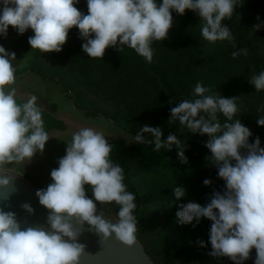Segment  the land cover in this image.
<instances>
[{
  "label": "clouds",
  "instance_id": "clouds-1",
  "mask_svg": "<svg viewBox=\"0 0 264 264\" xmlns=\"http://www.w3.org/2000/svg\"><path fill=\"white\" fill-rule=\"evenodd\" d=\"M78 3L79 0H0V37L7 38L9 26L18 35L31 29V49L59 53L69 31L76 28L84 41L82 51L90 58L102 59L109 47L119 53L127 47L151 63V44L168 38L173 27L172 13L183 16L190 10L198 15L206 41L234 39L222 21L231 19L237 0H86L87 14L75 6ZM262 26L264 22L253 25V29L258 31ZM240 53L246 55L247 49L232 55L235 58ZM13 60L16 53L0 45V172L8 164L30 161L38 150L43 151L49 139L37 96L29 94L26 102L19 103L15 87L5 90L16 82ZM249 83L257 92L264 91V71L253 75ZM209 92L197 83L194 99L172 107L168 123L179 121L190 132L209 137L204 146L211 155L206 159L216 166L226 190L223 194L215 192L205 206L195 202L182 205L176 215L181 223L200 217L212 222L209 255L242 264L254 248V264H264V148L260 147L259 137L249 143L250 129L240 119L233 120L239 110L237 97ZM260 111L264 112V106ZM218 113L226 118L223 125ZM256 123L264 127V116ZM144 134L154 139L146 140ZM162 135L160 127L144 125L134 141L154 144L156 152L170 150L173 145L182 148L176 135L169 134L166 140L161 139ZM242 149L247 154H242ZM111 150L104 135L92 128H81L72 134L58 168L51 170L53 182L36 193L40 204L51 210V231L21 230L13 213L0 210V264H79L84 248L76 243L79 230L73 222L81 226L86 222L102 241L114 234L120 242H134L136 198L127 190L122 167L110 160ZM178 156L187 162L182 150ZM8 183V179H0V185ZM209 183L204 180L205 185ZM85 185L91 187V198L86 195ZM173 194L180 200L185 189L175 187ZM96 202H115L119 206L117 219L113 222L112 218L97 215Z\"/></svg>",
  "mask_w": 264,
  "mask_h": 264
},
{
  "label": "trees",
  "instance_id": "trees-1",
  "mask_svg": "<svg viewBox=\"0 0 264 264\" xmlns=\"http://www.w3.org/2000/svg\"><path fill=\"white\" fill-rule=\"evenodd\" d=\"M75 6L87 14L86 0H79ZM172 15L173 27L168 38L151 44V63L127 47L123 53L109 47L102 59L90 58L82 51L84 41L78 30L72 28L59 53L35 51L26 71L61 86L74 106L88 117L111 119L134 137L144 125L160 127L162 140L169 134L176 135L182 148L173 145L170 150L162 148L159 152L153 151L154 144L137 143L134 139L107 140L112 145L110 160L121 166L124 173L156 169V181L145 183L146 196L154 202L146 203L147 212L143 210L145 215L149 213L147 219L137 218L135 235L157 264H234L228 257L209 255L212 250L209 219L200 217L190 223H181L176 215L182 205L195 202L205 206L215 192L223 194L226 189L216 166L206 159L211 155L204 146L209 137L190 132L179 121L172 124L168 121L170 109L185 99H194L195 85L200 83L210 90L207 94L237 97L239 110L233 120L240 119L250 129L249 143L259 137L260 147L264 148V127L256 123L264 116L260 111L264 106V91L257 92L249 83L253 75L264 71V26L258 31L253 29V25L264 22V0H237L231 19L222 21L231 30L232 41H206L201 35L198 15L190 10L183 16L175 12ZM31 35V29L18 35L9 26L7 38L0 37V45L16 53L13 67L20 64L22 56L31 48L28 44ZM241 49H247V54L240 53L234 58L232 53H239ZM17 99L19 103L26 102L22 96ZM37 104L43 110L47 132L67 127L65 120L55 114L57 102H52V110L42 103ZM124 114L127 124L120 119ZM217 118L222 125L226 121L222 114L218 113ZM144 138L154 139L150 134H144ZM181 150L186 163L178 156ZM241 151L247 154L246 149ZM24 176L40 185L30 173L24 172ZM206 179L210 181L208 185L204 184ZM175 187L185 189L180 200L173 194ZM255 258L253 248L242 264H254Z\"/></svg>",
  "mask_w": 264,
  "mask_h": 264
},
{
  "label": "rangeland",
  "instance_id": "rangeland-1",
  "mask_svg": "<svg viewBox=\"0 0 264 264\" xmlns=\"http://www.w3.org/2000/svg\"><path fill=\"white\" fill-rule=\"evenodd\" d=\"M35 51L37 49L29 48L26 53L22 56L20 64L15 66V77L16 82L14 85L7 86L15 87L17 90V95L23 96L26 100L28 99L29 94L37 96V102L43 103L47 108L52 110V102H57L58 110L55 112L58 115H61L66 123V129H54L48 132L49 139L45 144L43 151H37V155L34 157V162L30 164L32 166L29 168L25 162L20 164H15L10 167H4V170L10 172H17L24 175L23 170H30L37 177L40 185L43 189H46L47 186L52 183L50 176L51 170L58 168V160L63 157L65 149L72 138V134L78 131L81 128H92L97 132H100L104 135L106 140H111L116 137H123L125 140H133V134L123 130V127L114 122L111 119L100 117H88L80 108L75 107L72 104V100L64 93L61 86L55 84L54 82H48L34 72L26 71L29 65L32 63V60L35 56ZM28 72L27 74H25ZM74 106V108H73ZM124 124L128 123L127 115L124 114L123 118H120ZM151 180L152 182L156 181V169L135 171L131 173H124V183L127 186V190L135 195L136 209L134 215L140 219H147L149 213L145 212L148 209H145L146 203H153L154 200L147 198L146 193V181ZM86 195L91 198L92 192L89 185H85ZM148 199V200H146ZM97 203V202H96ZM99 203V202H98ZM97 203V211L102 212L108 216L116 217V212L112 209L119 211V206L115 202L111 204H99ZM138 224V223H137Z\"/></svg>",
  "mask_w": 264,
  "mask_h": 264
},
{
  "label": "water",
  "instance_id": "water-1",
  "mask_svg": "<svg viewBox=\"0 0 264 264\" xmlns=\"http://www.w3.org/2000/svg\"><path fill=\"white\" fill-rule=\"evenodd\" d=\"M3 178L8 179L9 183L0 185V210L13 213L21 230L40 228L45 232L51 231L48 222L51 210L41 205L36 195L38 190L43 189L42 186L23 174L4 169L0 172V179ZM24 205L29 207L25 208ZM96 214H102L106 219L112 218L113 222L117 219L99 211ZM73 223L79 230L76 243L84 248L79 264H157L136 235L131 245L115 239L114 234L102 241L101 236L91 230L86 222L82 226Z\"/></svg>",
  "mask_w": 264,
  "mask_h": 264
},
{
  "label": "crops",
  "instance_id": "crops-1",
  "mask_svg": "<svg viewBox=\"0 0 264 264\" xmlns=\"http://www.w3.org/2000/svg\"><path fill=\"white\" fill-rule=\"evenodd\" d=\"M17 96H21V95H17ZM23 97V96H22ZM24 98V97H23ZM69 98V97H68ZM69 100H70V98H69ZM37 103H41V102H37ZM43 104V103H42ZM72 104L74 105V103H73V101H72ZM44 105V104H43ZM44 107L45 108H47L45 105H44ZM73 108H74V106H73ZM49 109V108H48ZM56 115H58L57 113H55ZM60 118H63L61 115H58ZM64 119V118H63ZM65 120V119H64ZM66 122V121H65ZM67 124V123H66ZM67 128V127H66ZM65 128V129H66ZM54 129H56V128H54ZM54 129H52V130H54ZM59 129V128H58ZM52 130H50V131H52ZM50 131H48V132H50ZM47 132V133H48ZM37 155V152L34 154V156L31 158V160L30 161H25V164L29 167V168H31L32 166H30V164H32L33 162H34V157ZM33 161V162H32ZM16 164V163H15ZM14 164V165H15ZM8 167H10V166H8ZM32 169V168H31ZM31 169L30 170H28V171H26V170H23V172H28V173H30L32 176H34L36 179H37V177L32 173V171H31Z\"/></svg>",
  "mask_w": 264,
  "mask_h": 264
}]
</instances>
